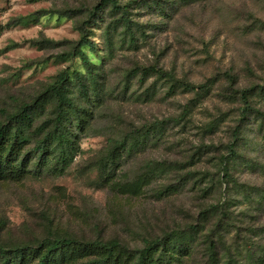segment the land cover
Listing matches in <instances>:
<instances>
[{
  "label": "rangeland",
  "instance_id": "rangeland-1",
  "mask_svg": "<svg viewBox=\"0 0 264 264\" xmlns=\"http://www.w3.org/2000/svg\"><path fill=\"white\" fill-rule=\"evenodd\" d=\"M100 1L0 0V125L27 106L34 149L54 123L49 88L66 71L69 98L92 114L80 130L71 113L77 150L63 172L0 179V245L69 237L135 251L185 232L191 253H173V264H264V123L241 115L243 92L264 111V0H122L134 34L106 5L87 32L90 74L71 51ZM152 66L171 76L144 77ZM146 129L108 176L99 161L113 140L133 143ZM226 167L251 197L228 184ZM127 255L117 264H130ZM94 257L67 254L63 264Z\"/></svg>",
  "mask_w": 264,
  "mask_h": 264
},
{
  "label": "trees",
  "instance_id": "trees-1",
  "mask_svg": "<svg viewBox=\"0 0 264 264\" xmlns=\"http://www.w3.org/2000/svg\"><path fill=\"white\" fill-rule=\"evenodd\" d=\"M111 8V15L120 14V21L126 24V33H132L133 27L130 25V18L127 15L128 5L123 4L122 0H101L91 11L89 17L79 25L81 39L72 49L71 53L79 57L85 68L90 74H94L93 66L96 64L91 60L86 48L93 47V42L87 36L88 28L95 24L98 20H102L103 10L105 6ZM132 31V32H131ZM109 33V28L107 29ZM134 34V32L132 33ZM133 38V37H132ZM143 76L151 74H160L171 76L170 73L164 72L163 69L155 67L142 68ZM75 79L84 86L82 82V74L75 71ZM93 78V77H92ZM73 80L70 71L61 74L60 79L53 84L49 91L56 101V111L53 127L48 131L47 135L32 150H28L25 146L27 139L24 136L23 125L30 120V112L26 110L27 106L20 114L14 115L6 123L0 125V179H13V177L25 178L30 173L42 175L44 173L54 172L61 165L62 172L67 168L69 158L77 150L74 145L75 127L70 118L71 113L74 115L76 127L85 130L89 125V119L92 117L89 109L80 110L79 107L72 102L68 96V84ZM175 86V85H174ZM173 86V87H174ZM97 92V83L94 86ZM98 95V94H97ZM249 94L242 93V101L244 106L241 109L242 120L250 115H255L256 119L260 118L264 123V111L256 108L249 98ZM241 125L236 128L235 134ZM151 129L139 131L135 136V142L131 143L128 136L122 139L113 140L108 153H106L99 161L103 170H109V175H115L123 165L120 160L123 156L131 154L133 147L140 145V138L147 139ZM234 145V144H233ZM230 148V156L237 154L234 147ZM58 150L56 153V162L49 164L48 156ZM38 158L33 163L30 157ZM232 157H228L226 165H229ZM224 177L228 178V184L241 190L251 197L253 188H246L245 184L239 183L233 179L229 167H226ZM193 233L176 232L166 237H156L154 239H146L145 246L135 251L122 245L117 241L112 242H80L78 240L62 237L58 240L47 242L43 246L26 247L18 246L14 248L3 247L0 245V264H28L35 260L36 264H63L66 255H85L95 254L93 259L87 260L81 264H117L120 257L127 255L130 264H173L171 261L173 253L183 252L190 254L192 242L194 241Z\"/></svg>",
  "mask_w": 264,
  "mask_h": 264
}]
</instances>
